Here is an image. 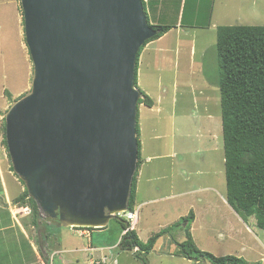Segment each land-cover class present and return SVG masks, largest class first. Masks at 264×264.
Listing matches in <instances>:
<instances>
[{
  "label": "water",
  "instance_id": "95a60500",
  "mask_svg": "<svg viewBox=\"0 0 264 264\" xmlns=\"http://www.w3.org/2000/svg\"><path fill=\"white\" fill-rule=\"evenodd\" d=\"M19 1L33 74L4 118L12 172L43 218L103 229L128 210L137 54L158 32L141 0Z\"/></svg>",
  "mask_w": 264,
  "mask_h": 264
},
{
  "label": "rangeland",
  "instance_id": "374dc122",
  "mask_svg": "<svg viewBox=\"0 0 264 264\" xmlns=\"http://www.w3.org/2000/svg\"><path fill=\"white\" fill-rule=\"evenodd\" d=\"M141 1L150 23V0ZM204 1H207V8L203 12L201 0H167L170 21H177L182 10L181 23L184 25L188 14L198 11L195 21L212 26L217 24L220 13L225 12L227 17L220 22L226 27L264 26V0ZM214 31L204 36L209 48L201 66L196 62L191 70L187 62L180 69L187 86L175 97V105H171L172 94L168 92L163 102H157V95H154L155 105L150 110L138 106V123L146 148L150 150L152 141L150 120L160 117L156 121L161 120L165 125L169 121L178 124L180 135L177 138V134L176 139L174 133H169L170 137L161 141L167 145L166 150L159 152L161 157L142 161V180L134 199L137 220L136 215L133 218L140 241L146 242L181 219L180 227L156 241L147 256V264H210L178 255L181 254L178 246L186 241L187 232L198 252L216 258L234 256L256 262L264 255V231L257 228L255 217L243 219L244 216L236 213L226 201L220 93L207 86L216 84L218 73ZM32 74L20 1L0 0V157L5 152V162L9 157L3 145L4 118L10 107L30 91ZM172 144L176 145L173 149ZM153 167L159 168L158 179L152 182L154 193L150 182H145ZM2 180L0 175V264H141L134 259L135 250H118L122 231L114 219L102 230L61 228L39 212V217L32 215L28 207L29 214L22 213V208L12 199L14 185L7 183L6 176ZM219 196L222 200L217 199ZM223 200L225 205H222ZM191 211L194 219L185 227L186 221L182 219Z\"/></svg>",
  "mask_w": 264,
  "mask_h": 264
},
{
  "label": "trees",
  "instance_id": "16d2710c",
  "mask_svg": "<svg viewBox=\"0 0 264 264\" xmlns=\"http://www.w3.org/2000/svg\"><path fill=\"white\" fill-rule=\"evenodd\" d=\"M143 9L147 17L144 6ZM148 25L158 33L139 49L135 78L138 57L144 46L160 38L170 29L169 26L151 25L149 21ZM215 49L218 69L216 87L220 93L226 201L236 213L244 216L243 219L254 216L257 228L264 231V26L218 27ZM140 104L148 108L152 107L151 99L143 93H141L138 106ZM136 131L138 157L128 201L130 212H134L136 178L141 165L138 126H136ZM3 145L6 148L4 125ZM10 170L12 171V167ZM20 183L23 185L22 182ZM14 204L21 208H30V213L39 217L37 206L28 197L25 188L14 199ZM114 220L122 231L117 244L118 250L121 252L135 250L133 253L135 259L141 264H147V255L156 241L163 236H169L174 228L180 227L178 222L181 219L176 224L155 233L146 242L140 241L135 231L131 230L129 221L119 217ZM189 220H193L191 212L188 217L182 219L186 221L185 227L189 226ZM51 222L57 224L56 221ZM186 235V241L178 246L179 253L181 252L178 255L188 260L201 259L210 264H259L247 263L242 258L234 256L216 258L210 254L198 252L192 244L190 233L187 232Z\"/></svg>",
  "mask_w": 264,
  "mask_h": 264
},
{
  "label": "crops",
  "instance_id": "0c3cea01",
  "mask_svg": "<svg viewBox=\"0 0 264 264\" xmlns=\"http://www.w3.org/2000/svg\"><path fill=\"white\" fill-rule=\"evenodd\" d=\"M166 1L167 0H150V8H149L150 24L159 25V26H169L170 29L160 38L147 43L140 52L137 61V70H136V78H135L136 87L140 91V93L145 94L152 101V107L148 108L143 104H140V106L148 108L149 110L152 109L155 105V101L153 100L154 95H157L156 98L157 102H163L164 99L163 96L166 93L171 92L172 96L170 103L171 105L176 104L175 97L180 93L181 89H185L187 86L186 77H184V74L180 73V69L187 62H189V68L191 70H192V66L194 67L196 62H199L201 66V62L206 60L205 58L209 48L208 45L209 43L207 40L204 39V36L207 34H211L212 29H214L215 30L214 32H216L218 27L226 26L224 24H221L220 22L223 19H225V17H227V15H225V12L220 13V15L218 16L217 24H214L212 26L211 25L208 26V24H205V22L198 24V22L195 21V19L199 17L198 11L189 13L188 18L186 19V24L184 25L181 23L182 10L179 12V17L177 18L178 19L177 21L176 20L170 21L171 18L166 8ZM194 1L196 2L198 0H194ZM201 4H202V10L204 12L207 8V1L201 0ZM214 44H216V42ZM188 75L190 77L193 76V74H189V73ZM200 81L201 83L204 82L203 80ZM203 84L206 83L204 82ZM207 86H209L211 90L217 89L215 87L216 84L215 85L207 84ZM165 102L167 103L169 101L166 100ZM138 119L139 117L137 114L138 140H139L140 153H141V165H143V163L149 160L152 161L154 160V158L161 157L159 155V152L167 149V145H165L161 141L164 140L166 137L168 139L170 137V135H168L169 133L171 135H173L174 133L175 138L177 134H178L177 138H179L180 135H179V130H177L176 128L178 124L174 125L173 122L169 121V123L165 125L163 122H161V120L156 121L157 119H160V117L154 120H150V140L152 141L150 143V150H149L148 148H146V145L144 146V142L142 141L141 128H140V123H138ZM173 147H176V145L173 146L172 144L171 149H173ZM149 152L151 156L147 155L149 156L147 157L145 153H149ZM172 155H174V153L171 154V156ZM5 156L6 153L4 152L3 157L2 156L0 157L1 181H3L2 177L5 178L6 176L7 183H9L10 186L14 185L15 190L12 198L14 201V199L24 191V189L21 187L19 180H17L12 175L9 161L8 162L4 161ZM141 165L137 173L135 195L139 194L140 181L142 180ZM158 171L159 168L153 167V169L150 170V174H149L150 177L145 179V182L147 183L150 182V188L153 187L154 189L153 193L155 191V185L152 182L158 179L157 178L158 177L157 174L159 173ZM20 189H22V192H20ZM225 196H226V192H225ZM217 199L222 200V196L217 197ZM151 201L152 200L150 199V202ZM225 203L226 202L223 200L222 205H225ZM135 215L137 220V214L135 213ZM193 219H194V214H193ZM136 220L132 221L133 224H131L132 222L130 223L131 230L135 231L134 227L136 225ZM262 251L264 252V248L262 249ZM261 257L262 258H260V261L255 262L250 259H245V261L247 263L263 264L264 255H262Z\"/></svg>",
  "mask_w": 264,
  "mask_h": 264
},
{
  "label": "built area",
  "instance_id": "2783aa9c",
  "mask_svg": "<svg viewBox=\"0 0 264 264\" xmlns=\"http://www.w3.org/2000/svg\"><path fill=\"white\" fill-rule=\"evenodd\" d=\"M21 210H22V213L29 214V209L27 207H23ZM134 216H135V213L130 212L128 210H127V212L118 215L119 218H123V219L129 221L130 223L134 220L133 219Z\"/></svg>",
  "mask_w": 264,
  "mask_h": 264
},
{
  "label": "clouds",
  "instance_id": "9594fccd",
  "mask_svg": "<svg viewBox=\"0 0 264 264\" xmlns=\"http://www.w3.org/2000/svg\"><path fill=\"white\" fill-rule=\"evenodd\" d=\"M124 233V232H123Z\"/></svg>",
  "mask_w": 264,
  "mask_h": 264
}]
</instances>
